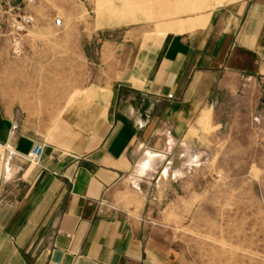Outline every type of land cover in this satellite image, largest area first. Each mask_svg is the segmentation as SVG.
I'll use <instances>...</instances> for the list:
<instances>
[{"label": "crops", "instance_id": "crops-1", "mask_svg": "<svg viewBox=\"0 0 264 264\" xmlns=\"http://www.w3.org/2000/svg\"><path fill=\"white\" fill-rule=\"evenodd\" d=\"M165 1L157 28L108 41L55 116L0 89V264H190L165 211L202 145L264 124V0Z\"/></svg>", "mask_w": 264, "mask_h": 264}, {"label": "rangeland", "instance_id": "rangeland-1", "mask_svg": "<svg viewBox=\"0 0 264 264\" xmlns=\"http://www.w3.org/2000/svg\"><path fill=\"white\" fill-rule=\"evenodd\" d=\"M165 7V0H0L3 99L28 116H55L83 92L109 40L152 31ZM252 121L223 128L227 141L206 152L202 145L190 189L165 211L162 225L190 264H264V124Z\"/></svg>", "mask_w": 264, "mask_h": 264}, {"label": "built area", "instance_id": "built-area-1", "mask_svg": "<svg viewBox=\"0 0 264 264\" xmlns=\"http://www.w3.org/2000/svg\"><path fill=\"white\" fill-rule=\"evenodd\" d=\"M32 19L31 17L28 20ZM42 154V145L40 143H35L31 150L28 152L27 157L31 161H37Z\"/></svg>", "mask_w": 264, "mask_h": 264}]
</instances>
